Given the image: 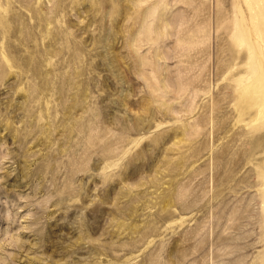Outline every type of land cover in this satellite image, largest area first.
Masks as SVG:
<instances>
[{
    "label": "rangeland",
    "instance_id": "374dc122",
    "mask_svg": "<svg viewBox=\"0 0 264 264\" xmlns=\"http://www.w3.org/2000/svg\"><path fill=\"white\" fill-rule=\"evenodd\" d=\"M0 264H264V0H0Z\"/></svg>",
    "mask_w": 264,
    "mask_h": 264
}]
</instances>
